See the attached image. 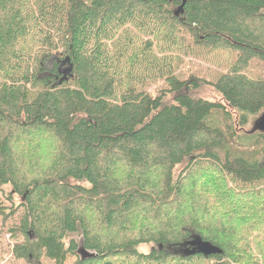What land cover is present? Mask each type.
Here are the masks:
<instances>
[{
	"label": "trees",
	"instance_id": "obj_1",
	"mask_svg": "<svg viewBox=\"0 0 264 264\" xmlns=\"http://www.w3.org/2000/svg\"><path fill=\"white\" fill-rule=\"evenodd\" d=\"M179 5L0 0V187L23 202L18 260L64 264L79 235L96 258L75 264H264V131L237 129L264 114V80L244 73L264 63V0H186L176 17ZM148 33L237 53L212 85L223 104L171 75L157 96L139 89L170 73ZM44 139L47 163L32 146ZM201 179L233 186L221 209L198 205Z\"/></svg>",
	"mask_w": 264,
	"mask_h": 264
},
{
	"label": "rangeland",
	"instance_id": "obj_2",
	"mask_svg": "<svg viewBox=\"0 0 264 264\" xmlns=\"http://www.w3.org/2000/svg\"><path fill=\"white\" fill-rule=\"evenodd\" d=\"M142 38H144L143 41H150L152 44V53L156 58L167 59L171 62V65L170 73L165 76L158 78L145 77L139 89L142 88L148 94L157 96L160 92L168 90L166 79L171 75L181 81H198V88L189 93L194 98L223 104L220 95L214 90L212 85L235 64L237 53L229 49H218L217 51H207L201 48L196 49L188 37L185 38L187 45H184L183 41H181L179 43L180 45L173 44L170 47H165L159 41V38H156L150 33H148L147 36L144 34ZM181 46L191 47L192 49L185 50ZM244 73L251 79L264 80V63L253 59L248 63ZM166 101L171 102L169 95L166 97ZM214 118L217 121L222 119L218 115ZM255 119L256 118L252 117L249 118V123L244 128L237 127V129L240 130L238 132L246 134V132L250 131ZM34 144H36L34 152L36 157L41 159L40 162L47 163L48 160L42 161V159L51 152V149L48 148L50 146L48 141L46 139H44L43 142L36 141L32 146ZM232 146L236 150L243 151L238 145L234 146L232 144ZM209 173V171H205L203 177L208 178ZM227 187L233 188L230 184L210 183L206 179L203 182V179H201L199 186L194 190V193L197 195L198 205L200 204L203 206V204L205 205L206 203V206L221 209L219 200L226 195ZM12 191L11 186L0 187V264H34V262L29 263L24 260H18L13 255L14 246L22 244L24 241L23 236L19 232L24 210L21 207L23 203L21 197L13 195L11 193ZM204 199V202H200ZM218 215H220V212L215 213V216ZM216 219L217 217L215 221ZM129 234L131 233H128V235ZM72 239L77 243L76 253L74 256H68L64 264H75V262L80 259L77 250L81 246V237L79 235H70L66 238L65 245L67 246ZM149 249L150 248L144 246L140 251L144 253L148 252ZM39 264L52 263L42 258Z\"/></svg>",
	"mask_w": 264,
	"mask_h": 264
},
{
	"label": "water",
	"instance_id": "obj_3",
	"mask_svg": "<svg viewBox=\"0 0 264 264\" xmlns=\"http://www.w3.org/2000/svg\"><path fill=\"white\" fill-rule=\"evenodd\" d=\"M170 1H172V0H170ZM173 1L180 2L179 7L177 8V10L174 13V16L179 17L184 12L183 9H184V6L186 4V0H173ZM70 72H71V68L65 70V74H68ZM257 130L264 131V114H262L254 122V125H253V128L251 129V132H254V131H257ZM195 252H199V253H202L204 255H218V254L221 253L219 249L212 248L208 244L205 245L203 243L198 244V247L195 250ZM77 254L80 256V260L81 261H85V260H90V259L96 258V254L95 253L85 250L83 246L79 247V249L77 250Z\"/></svg>",
	"mask_w": 264,
	"mask_h": 264
}]
</instances>
